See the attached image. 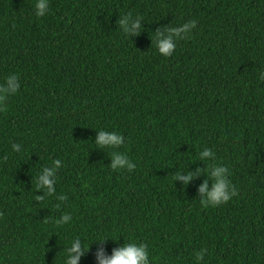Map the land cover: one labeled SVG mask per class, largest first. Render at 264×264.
Here are the masks:
<instances>
[{
  "label": "trees",
  "instance_id": "16d2710c",
  "mask_svg": "<svg viewBox=\"0 0 264 264\" xmlns=\"http://www.w3.org/2000/svg\"><path fill=\"white\" fill-rule=\"evenodd\" d=\"M34 2L0 0V83L20 81L0 109V264H64L74 238L91 245L79 264L124 242L146 244L150 264H264V0H49L39 19ZM125 14L137 34L118 27ZM189 20L160 55L156 30ZM100 129L125 144L99 148ZM111 151L136 168L112 170ZM54 159L49 196L35 181ZM209 164L237 191L215 207L200 204Z\"/></svg>",
  "mask_w": 264,
  "mask_h": 264
},
{
  "label": "clouds",
  "instance_id": "9594fccd",
  "mask_svg": "<svg viewBox=\"0 0 264 264\" xmlns=\"http://www.w3.org/2000/svg\"><path fill=\"white\" fill-rule=\"evenodd\" d=\"M33 12L37 19L46 16L49 12V0H35ZM117 24L126 35L137 34L138 29L141 27L140 18H134L131 14L120 16L117 20ZM196 27L197 21L189 20L177 26L165 27L163 30L157 29L154 34L153 45L160 55L170 57L177 46V42L190 38L193 29ZM258 79L264 81V70L259 72ZM19 89L20 81L18 75L13 73L5 77L3 83H0V109H3L6 98L17 93ZM94 143L101 149L108 148L115 150L121 148L125 144V137L115 130L109 131L100 129ZM11 149L13 152H17L20 150V145L12 143ZM110 156V168L112 170H127L131 172L136 168V164L123 152L111 151ZM209 158H214V152L210 148L205 147L200 152L199 159L206 160ZM60 167V159L52 160L51 167H44L43 172L36 178L35 187L37 189L44 188L49 196L53 195L56 192V180L54 177ZM204 171L208 172L212 183L210 187L208 179H206L199 186V193L202 194L200 198V204L202 206L215 207L227 203L233 196L237 195L236 189L229 180V169L225 165L209 164ZM193 177L194 173L192 172L186 174H184V172H178L174 176V179H180L187 185ZM36 199L42 200L43 197L37 196ZM58 199L64 201L66 197L61 195ZM56 207H59V205H56ZM70 221L71 216L69 214H62L55 220V223L62 226ZM108 238L111 237L101 236L93 242L103 243ZM90 246H84L79 238H74L66 248L64 264H79L81 257L90 250ZM205 254L206 250L201 249L195 254V260L197 262L203 261ZM95 260L96 264H150V253L147 245L142 242H124L122 245L112 248L110 255L105 253L103 247L99 248L95 254Z\"/></svg>",
  "mask_w": 264,
  "mask_h": 264
}]
</instances>
